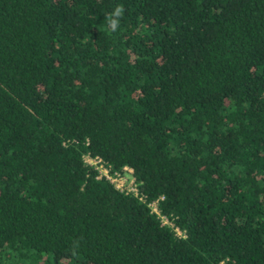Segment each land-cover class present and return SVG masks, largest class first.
<instances>
[{"label":"trees","instance_id":"16d2710c","mask_svg":"<svg viewBox=\"0 0 264 264\" xmlns=\"http://www.w3.org/2000/svg\"><path fill=\"white\" fill-rule=\"evenodd\" d=\"M221 260L264 264V0H0V264Z\"/></svg>","mask_w":264,"mask_h":264},{"label":"built area","instance_id":"2783aa9c","mask_svg":"<svg viewBox=\"0 0 264 264\" xmlns=\"http://www.w3.org/2000/svg\"><path fill=\"white\" fill-rule=\"evenodd\" d=\"M83 160L85 164L91 166L97 171L96 172L97 178L104 177L108 179L110 182H112L117 189L124 191L125 193H132L133 195L138 196L139 199L146 202V204L148 205L151 211L157 214V216L161 220V223L169 224L170 226H172L176 234H178L179 236L185 235V233L178 226H174L173 223L167 218V216L161 213L160 208L158 206V198H155L150 201H146L144 194H139L138 187L136 185L135 177L132 174L131 167L124 165L122 168L123 171L117 169L111 171L109 164H107L106 161L101 156L92 155L89 152L83 155ZM161 197L162 196H160V198ZM217 264H225V263L223 260H221Z\"/></svg>","mask_w":264,"mask_h":264},{"label":"clouds","instance_id":"9594fccd","mask_svg":"<svg viewBox=\"0 0 264 264\" xmlns=\"http://www.w3.org/2000/svg\"><path fill=\"white\" fill-rule=\"evenodd\" d=\"M121 11H122V10L118 8V9L116 10V15H119ZM112 23H113V26H115L116 21H112Z\"/></svg>","mask_w":264,"mask_h":264}]
</instances>
